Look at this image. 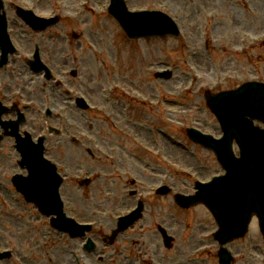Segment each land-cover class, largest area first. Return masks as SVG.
<instances>
[{"label": "rangeland", "instance_id": "rangeland-1", "mask_svg": "<svg viewBox=\"0 0 264 264\" xmlns=\"http://www.w3.org/2000/svg\"><path fill=\"white\" fill-rule=\"evenodd\" d=\"M127 1L132 9L161 8L171 12L182 27V36L129 39L109 15V0H5L13 41L29 57L35 43L46 37L32 35L15 14L13 4L36 5L41 14H62V22L52 28L61 36L45 39L44 59L56 77L66 81V89L84 94L91 104L101 105V114L80 109L60 89L51 88L43 75L26 67L19 54L12 55L7 66L0 69V94L15 89L22 91L17 99L33 100V111H28L30 117L23 129L36 136L48 132L47 126L53 124L67 129L68 136L77 134L79 143L65 138L63 133L62 137L52 134L47 145L57 150L54 155L60 161L67 162L61 188L68 205L66 211L78 221H96L92 232L67 239L62 233L50 231L48 224L43 225L47 219L35 217V207L25 203L12 185V175L23 170L17 163L19 155L13 139L6 137L0 147V250L10 246L15 250L10 259L0 260V264H220L218 245L206 238L210 230L217 228L209 209L202 205L194 210L181 209L173 196L176 192H193L196 178L205 179L220 170L215 155L194 143L186 132V127L197 125L215 135L221 133L218 120L206 105L204 90L235 87L246 79L264 80V0ZM215 14L222 16H217L211 28ZM73 31L79 33L78 39L73 38ZM221 31L223 37L230 36L225 39L229 47L222 49L218 45ZM185 39L188 47H184ZM226 48H230L228 52ZM76 66L79 75L73 78L69 71ZM164 67H171L174 76L168 80L155 78L154 73ZM75 82L86 89H77ZM189 84L193 89L185 91ZM116 85L120 87L115 99L107 101L102 88L111 94ZM158 93L180 99V103L167 102L159 109L143 103L147 98L154 100ZM123 98L130 99V105L117 103ZM46 107L54 111L49 118ZM157 125L166 130L165 136L156 131ZM88 147L94 149V158L87 153ZM180 168L191 171L192 177ZM166 171L171 175L169 179L164 177ZM86 175L94 179L81 187L78 180ZM132 177L137 181L131 185ZM165 181L172 192L156 195L153 187ZM131 188L136 190L133 195ZM140 197L148 202V218L122 232L114 246L104 244L102 236L115 228L118 215ZM157 222L175 235L173 248L163 246ZM200 222L205 226L199 229ZM85 236L96 240L94 253H85ZM191 237L194 240L190 244ZM259 243L264 249L258 220L253 218L247 234L229 244L235 264L248 263L244 258L251 256ZM205 244L210 246L208 252H200Z\"/></svg>", "mask_w": 264, "mask_h": 264}, {"label": "water", "instance_id": "water-1", "mask_svg": "<svg viewBox=\"0 0 264 264\" xmlns=\"http://www.w3.org/2000/svg\"><path fill=\"white\" fill-rule=\"evenodd\" d=\"M122 5L123 4L117 0L112 7L131 36L174 32L172 28L170 29V24L167 19L160 15V13L147 12L136 14L121 7ZM24 14L23 12V16H25L27 20L32 19L33 24H39V18L33 17L27 13ZM138 14L139 17H137ZM3 28L1 24L0 29ZM2 31V34H6L4 29ZM6 41L5 39L1 42L6 46L5 50L8 49V45L5 44ZM34 66L36 69H41L43 67L39 58L35 61ZM262 84L263 83L251 82L243 85L238 90L236 89V91L214 95L210 93L207 94L209 104L222 122L223 129L226 132L225 137L213 139L212 136L202 135L193 128L189 129V134L194 139L207 146L213 147L217 151V155L228 173L226 176L215 179L210 183V186L199 184L201 189L194 197L178 196V198L179 201L186 206L198 201H204L211 207L220 225V229L216 236L222 243L236 236L235 233L241 232L233 231L236 225L231 221L234 219L236 211L246 199L247 201H251L247 223L248 220H250L251 214L257 211L260 219L263 221L262 228L264 229V190L261 191L257 204V202H255L257 200L254 197V189L257 188L256 185L259 184V180H253L252 178V174L255 172L254 165L257 160V150H259L258 148L264 143V130L253 127L246 115L251 113L252 115H258V117L264 120V84ZM80 100L81 99H79V101ZM17 122L18 121L15 120L11 123L14 124L15 129L13 130L15 132L17 130ZM8 123L10 122L5 124ZM232 138H236L240 144L242 154L240 158H236L233 152L231 143ZM25 143L26 142L21 143L23 146L21 151L24 152V159L21 161V164H26L31 173L28 177L18 175L17 179H15L17 187L29 200L36 201L42 211L57 213L59 218L54 220V224L58 227L69 230L73 234L81 233L77 224L74 225L73 221L63 217L61 202L57 191L61 183V178L54 170V166L43 158L41 145H33V149H31L33 157H30L31 150L29 151L30 148L26 146ZM261 177L263 182L264 177L262 175ZM136 218V214L131 218H121L122 221L119 227L113 231L114 235L117 234L118 230L131 224ZM242 219L241 217L239 220ZM244 223L243 221V224ZM241 227L244 228L243 225ZM246 229L247 226L244 230ZM225 232H227V234ZM241 233H243V231ZM224 250L220 253L221 263L230 264L231 256Z\"/></svg>", "mask_w": 264, "mask_h": 264}]
</instances>
